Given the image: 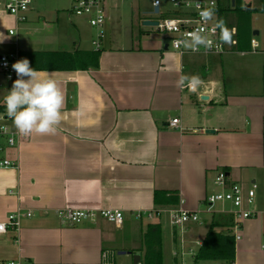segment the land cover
I'll use <instances>...</instances> for the list:
<instances>
[{
    "label": "crops",
    "instance_id": "0c3cea01",
    "mask_svg": "<svg viewBox=\"0 0 264 264\" xmlns=\"http://www.w3.org/2000/svg\"><path fill=\"white\" fill-rule=\"evenodd\" d=\"M5 1L0 0V54L94 50L95 32L79 26L81 21H74L72 14L50 9L46 0H33L27 20L17 22ZM146 19L151 18L139 14L140 22ZM135 23L114 29L107 12L109 36L97 67L62 68L61 59L46 54L50 66L36 68L41 78L60 82L64 118L54 135L33 134L14 147L0 134V159L19 163L0 167V221L18 207L32 212L22 217L18 232L0 233V264L12 259L26 264H101L106 249L127 251L121 255H131L134 264L133 253H142L150 222L161 224L162 250L165 239L178 264L174 251L181 234L169 215L146 220L135 213L178 206L181 200L185 207L201 210V221L189 223L184 234V264H264L263 55L239 66L226 57L229 52L182 54L172 47L169 35L153 36L145 29L140 34ZM226 65L235 75L229 70L226 76ZM1 74L0 106H5L11 88ZM182 75H198L200 86L194 91L178 88ZM175 117L181 119L180 128L169 126ZM8 125L15 129L12 121ZM221 171L245 190L257 185L250 208L258 214L243 221L233 263H194L214 215L222 222L231 216L204 211L203 201L217 191L215 178ZM172 196L175 203L169 201ZM64 207L114 208L122 210L125 219L121 227L103 217L73 224L58 215ZM218 230L228 231L224 225Z\"/></svg>",
    "mask_w": 264,
    "mask_h": 264
},
{
    "label": "built area",
    "instance_id": "2783aa9c",
    "mask_svg": "<svg viewBox=\"0 0 264 264\" xmlns=\"http://www.w3.org/2000/svg\"><path fill=\"white\" fill-rule=\"evenodd\" d=\"M107 0H72V12L77 16L87 18L88 23L95 30V35L92 39V45L94 50L99 51L103 47L105 39V27L107 22L106 11ZM153 9L159 7L157 13H161L162 0H151ZM180 11L176 13L174 17L161 18L157 25L154 27L159 31L168 33L170 36V43L174 49L180 53L192 52V53H205V54H223L226 52H239V53H252L264 55V40H259L257 35L253 33L248 37L246 46L239 48V40L237 38V27L233 26L230 30L232 32L231 44H225L220 41L219 29L214 30V24L218 20V8L220 4L218 0H169ZM232 0H226V3L222 1L224 6H231ZM33 0H6L5 9L9 14L15 17L17 22H24L28 18V11L31 8ZM197 3L201 6L197 9ZM215 5V17L207 24L201 21L199 11L205 7H211ZM221 4V5H222ZM184 9L185 11H181ZM202 29L208 37L214 42L212 51H206L201 47L200 51L193 52L185 49L183 46H178L175 41L183 40L186 38V34L196 29ZM11 34L15 33V29L10 30ZM20 60V53L18 50L0 54V72L5 77L7 85L12 88L13 82L17 79L16 72L13 70L12 65L16 61ZM4 86L0 82V89ZM12 121L8 118L6 113V106L3 110H0V134L6 137L7 144L10 147H14L24 140V136H21L16 129H12L8 122ZM170 127L180 128L181 119L179 117L173 118L170 123ZM4 146L0 141V150ZM18 161L11 160L9 158L0 159V167L18 166ZM215 184L221 188L217 192L209 194L203 201L206 208L204 211L208 213H215L214 206L216 203H223V207L219 209V212L228 213L233 218V224L231 232L233 233L235 240L241 238L240 230L243 221L257 215V211L250 208L255 203L256 188L254 183L251 188L245 190L238 183H230L226 172L221 171L215 178ZM230 203V207H224V203ZM183 200L180 201L178 206L165 208V209H148L138 210L135 216L139 219H153L160 217L162 214L167 213L170 217L172 225L179 229L180 247L174 251V255L184 256L186 246L184 234L187 231L188 224L191 222H200L199 209H190L183 205ZM32 212H24L21 207H18L14 212L10 213L5 221H0V233H5L9 230L17 231L21 227L22 217L31 216ZM60 218L69 223L77 224L83 221H95L98 217H103L106 220L114 223L116 226L121 227L124 223L125 215L122 210L114 208H74L64 207L58 210ZM201 245V244H200ZM182 252V253H181ZM190 253L195 254L193 249H190ZM4 264H26L21 259H12L6 261ZM101 264H116V251L106 249L102 253ZM137 264H142L138 262Z\"/></svg>",
    "mask_w": 264,
    "mask_h": 264
},
{
    "label": "clouds",
    "instance_id": "9594fccd",
    "mask_svg": "<svg viewBox=\"0 0 264 264\" xmlns=\"http://www.w3.org/2000/svg\"><path fill=\"white\" fill-rule=\"evenodd\" d=\"M196 7L200 9L201 6L197 3ZM199 15L205 24L212 21L215 17V5L203 8L199 11ZM215 29H219L221 42L231 44L232 32L224 20H216ZM175 43L193 52L200 51L201 47L206 51H212L214 46V42L199 28L188 32L185 39ZM12 68L16 72L17 79L4 97L8 118L12 120L21 136L54 135L64 118L62 110L65 96L60 82L50 76L41 78L26 58L13 63ZM200 84L201 79L198 75H182L176 82L178 88H188L193 91Z\"/></svg>",
    "mask_w": 264,
    "mask_h": 264
},
{
    "label": "trees",
    "instance_id": "16d2710c",
    "mask_svg": "<svg viewBox=\"0 0 264 264\" xmlns=\"http://www.w3.org/2000/svg\"><path fill=\"white\" fill-rule=\"evenodd\" d=\"M218 19L224 20L226 26L231 29L233 26L237 27V38L239 40L238 47L244 48L248 37L253 33L251 27V18L254 10L264 12V5L260 8L241 7L239 0H234L231 6H224L219 1ZM222 4V5H221ZM100 51L91 50H75L72 52H48V55H54L61 59L59 64L62 68H69L71 70H85L91 67H97L99 64ZM45 53L23 52L20 57L28 58L30 65L36 68H43L50 66L45 62ZM35 58L41 61L36 62ZM4 106H0L3 110ZM159 200V193L156 195ZM173 200V196L169 201ZM175 199L173 203H175ZM226 217V216H225ZM219 215H214L202 245L199 247L195 256L194 263L219 261L224 263H233L236 259V241L231 232L233 218L228 216L225 221ZM226 226L227 232L219 229V226ZM134 252V251H132ZM135 254V253H133ZM142 264H163V250H162V229L160 223L150 222L146 225L143 233V251L140 254Z\"/></svg>",
    "mask_w": 264,
    "mask_h": 264
},
{
    "label": "rangeland",
    "instance_id": "374dc122",
    "mask_svg": "<svg viewBox=\"0 0 264 264\" xmlns=\"http://www.w3.org/2000/svg\"><path fill=\"white\" fill-rule=\"evenodd\" d=\"M162 1L163 2L161 6V13L154 12V9L151 5L150 0H107L106 10L108 12V15H110L111 23L114 26V29L119 28L120 26H123L124 23L126 26L128 25V22L131 21L134 23L136 22L134 28L136 29V31H138V33L141 34L142 30L145 29V30H149L150 31L149 33L153 36L159 35L163 37L166 35L168 36V33L159 31L154 26L144 25L142 22L139 21V14L140 16H142L145 13V15L150 17L151 20H159L161 18L174 17L176 16V13L180 11L169 0H162ZM218 1L222 3V1H225V0H218ZM239 1H240L241 7H246L247 5H251V7L256 9L264 5V0H239ZM46 2L50 9H53V8H56L58 10L61 9V12L62 13L64 12L65 15H67V13L72 14V19L74 21L75 20L81 21V23H79V26H81L85 30H87L88 28L92 30L93 32H95L94 28L90 26L88 22H86V19L84 17L77 16L76 14L72 12V5L70 7V2H72V0H46ZM69 7L71 8L70 12L68 11ZM181 11H185V10L182 9ZM134 14H136L135 19H134ZM252 25L255 27V29L259 30L260 32L259 35H257V38L259 40H264V12L254 10L253 15H252ZM105 31H106L105 37L109 36V32L106 28H105ZM236 53L235 54L234 52L226 53L227 54L226 57H229V58L231 57L230 59L233 58L235 63H239V66L244 65L249 59L250 60L253 59L254 61H256L259 58H262V55H263V54L254 55L252 53H239V52H236ZM226 57L224 59L225 62L227 61ZM230 68L231 67L226 65L225 69H228L227 71L224 72L226 76L229 75L228 72ZM201 70L206 71L205 69H201ZM230 72L232 74L234 73L233 75H235V70L231 69ZM3 78L5 80L4 76ZM235 79L240 80L239 77H235ZM215 190L219 191L220 188L216 186ZM222 207H223V203L218 202L215 204L214 209L219 210ZM224 207H227V208L230 207V203L229 202L224 203ZM202 216L203 215H201V217ZM204 216H206V214H204ZM163 250H164L163 254L165 256V264H174L173 256L171 253L172 250L170 246L167 245V242L165 243V239L163 242ZM169 253H170V260H169ZM185 253H187L186 250H185ZM179 258L180 259H178V264H181V263L184 264L181 259L182 256H179ZM185 258H186L185 262L189 263L191 261L189 255H187ZM132 261H133V258L131 255H121L118 253V251H116V264H133Z\"/></svg>",
    "mask_w": 264,
    "mask_h": 264
},
{
    "label": "water",
    "instance_id": "95a60500",
    "mask_svg": "<svg viewBox=\"0 0 264 264\" xmlns=\"http://www.w3.org/2000/svg\"><path fill=\"white\" fill-rule=\"evenodd\" d=\"M233 4H234V0H233ZM247 8H250L251 7V5H247L246 6ZM159 11V7H155L154 8V12L155 13H157ZM143 24L144 25H148V26H154V25H157L158 24V21L157 20H151V19H146V20H144L143 21ZM259 30H254L253 31V34L254 35H259ZM201 98L202 99H208V95H202L201 96ZM207 132H211V133H214L215 132V130L214 129H207ZM127 251H119V254H124V253H126ZM135 260H134V264H137L138 262H140L141 261V257H140V255H139V253H136L135 255Z\"/></svg>",
    "mask_w": 264,
    "mask_h": 264
}]
</instances>
